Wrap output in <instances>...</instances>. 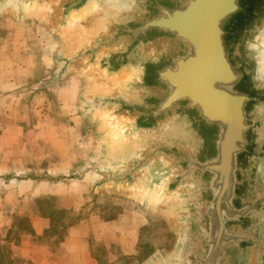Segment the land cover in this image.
Masks as SVG:
<instances>
[{"label": "water", "instance_id": "95a60500", "mask_svg": "<svg viewBox=\"0 0 264 264\" xmlns=\"http://www.w3.org/2000/svg\"><path fill=\"white\" fill-rule=\"evenodd\" d=\"M26 4L95 7L76 56L116 80L94 102L128 146L95 186L162 189L164 264H264V0H0Z\"/></svg>", "mask_w": 264, "mask_h": 264}, {"label": "crops", "instance_id": "0c3cea01", "mask_svg": "<svg viewBox=\"0 0 264 264\" xmlns=\"http://www.w3.org/2000/svg\"><path fill=\"white\" fill-rule=\"evenodd\" d=\"M7 21L0 15V118L5 120L4 125H0V178L9 176L7 179L18 180L25 175L19 180L34 188L31 198L40 201L60 199L66 202V206H52L47 215H44V208L29 212L28 224H21L16 219L12 222L11 215L15 211L7 206L12 191L4 182L0 190V252L3 253V248L9 249L13 254L11 260L19 264H100L98 257L92 256V237L100 243L99 246L122 251V230L117 229V221L90 223L91 226L86 221H77L74 215L81 207L74 203L83 201L84 186L63 184L54 179L72 173L76 167L74 144L80 128L76 127L79 121L75 115L73 82L66 76V81L53 83V75H57L61 68L58 61L53 60L57 49H53L51 38L50 47L44 52L40 31V47L30 48L26 30L22 31L21 26L17 30L15 26L5 25ZM33 39H37L35 33ZM42 53L48 56L49 63L39 57L37 65L36 58ZM35 70L44 72L38 85ZM24 105L43 117L42 126L31 125L34 118L28 117L24 123L26 126H19ZM40 117L36 119L37 124ZM23 196V193L13 194L17 199ZM57 213L65 217L64 221L53 220L52 216ZM97 226L104 236L98 235L101 233ZM45 236L50 237V241H43Z\"/></svg>", "mask_w": 264, "mask_h": 264}, {"label": "rangeland", "instance_id": "374dc122", "mask_svg": "<svg viewBox=\"0 0 264 264\" xmlns=\"http://www.w3.org/2000/svg\"><path fill=\"white\" fill-rule=\"evenodd\" d=\"M0 15L5 16L8 20L5 25L15 26L17 30L18 26H21L22 31L26 30L28 39L30 38L28 40L30 48L40 47L41 40L38 37L40 31L43 36L41 39L44 52L50 47L49 40L51 38L53 49H57V55L55 52L53 60L55 58L61 68L56 69L58 72L52 77L53 83L64 81L66 76H69L68 78H71L69 81L73 82L76 93L75 115L79 121L76 127L80 128L75 135L74 144L77 154L76 167L72 173L59 175L54 179L63 184L84 186L86 194L83 201L74 203L75 206L81 207L79 213L74 215L77 221H86V224L90 226V223L117 221V229L119 228L123 232L122 251L119 248L99 246L100 243L92 237V256L98 257L100 264H164L170 258L177 239L174 216L168 215L169 208L163 203H155L150 199L151 192L141 187L111 190L107 187L95 186L101 179L97 171L113 170L121 159L126 157L128 146L116 130V126L110 125L109 122L112 119L106 111L100 109L94 102L97 96L108 94L115 88L110 84H105L99 79L100 77L98 78L92 70L98 72L96 68L86 61L78 60L76 56L85 44L87 25L78 29L75 27L76 25L60 24L54 19L52 10L45 6H35L30 10L23 9L21 11L4 6L0 8ZM10 29L14 28L10 27ZM34 33L37 36L36 40L33 39ZM39 57L45 58L44 62L48 61L49 63L48 56L42 53V56L39 55L36 58L37 65H39ZM34 75L36 76V79L34 78L36 85H38V81L44 77V72L35 70ZM47 84H50V81ZM54 94L55 92H53V96ZM36 112H32L28 106L24 105L20 112V117L23 120H19V126H26L24 123L27 117L31 120L34 118L31 125L42 126L43 117L37 115ZM38 117L41 119L37 124ZM60 117L61 112H59ZM4 122L5 120L0 118V125H4ZM117 132L120 139H118ZM7 178L10 177L0 178V190L1 186L3 188L4 182L5 186H11L12 198L7 202V206L9 205L11 210L15 211L11 215L12 222L16 219L21 224H28L29 212L44 208V215H47L52 206L57 208L66 206V202L60 199L40 201L31 198L30 195L34 193V188L23 185L19 180L24 179L25 175L20 176L18 180ZM34 178L38 179L37 176ZM74 189L78 190L77 187ZM140 191L143 192V195L139 193ZM19 193H23L24 196L20 199L13 197V194ZM136 194H141L143 199L137 197ZM52 218L60 223L64 221L65 217L57 213ZM96 229L101 233L98 226ZM98 235L104 236L103 232ZM50 239L45 236L43 241H50ZM115 250L117 252H114ZM12 256L9 249L3 248V253L0 252V264H19L16 260H11ZM114 256L117 257L115 261Z\"/></svg>", "mask_w": 264, "mask_h": 264}, {"label": "bare ground", "instance_id": "6f19581e", "mask_svg": "<svg viewBox=\"0 0 264 264\" xmlns=\"http://www.w3.org/2000/svg\"><path fill=\"white\" fill-rule=\"evenodd\" d=\"M24 6H26V7H28L29 5L28 4H26V5H24ZM33 7H28L27 8V10H30V9H32ZM89 8V9H88ZM92 8H95L94 6H89V7H87L85 10H83V11H81V13L80 14H72L71 16H70V19H69V22H68V24H69V26H75L76 28H78V29H81L82 27L84 28V26H85V24H83V21H86V19H88L89 17H90V12H88V11H92V10H94V9H92ZM50 9V8H49ZM87 11V12H86ZM93 19H90V21H88V25L90 26V28H91V25L93 24ZM87 25V24H86ZM68 31V30H67ZM77 42V41H76ZM74 43V42H73ZM76 44V43H75ZM93 70V72L95 73V74H97V76H98V78L100 79V80H102V81H104V83L105 84H110V85H112V84H114V83H117L116 82V80L115 79H111L110 80V82L109 83H107L106 82V79L104 78V73L101 71V72H96L94 69H92ZM92 72V73H93ZM94 74V75H95ZM105 79V80H104ZM97 84V83H96ZM107 122V121H106ZM110 123V125L112 126H115L116 124H115V122L112 120L111 122H109ZM115 124V125H114ZM117 130V129H116ZM117 136H118V139H120L119 138V134H118V132H117ZM99 178H100V176H99ZM136 191V190H135ZM139 193H141L142 195H143V192L142 191H140ZM141 194H136L137 195V197H140L141 199H143V197L141 196ZM150 199L151 200H153L155 203H163V205H166L167 206V208H168V204L166 203V199L164 198L165 196H163V191H162V189L160 188V190H157V192L155 191L153 194H151L150 193ZM168 215H170V216H172L173 214H172V209H170L169 208V210H168Z\"/></svg>", "mask_w": 264, "mask_h": 264}]
</instances>
